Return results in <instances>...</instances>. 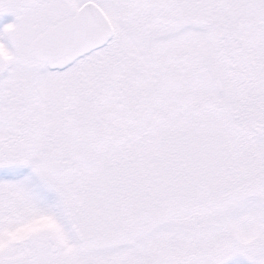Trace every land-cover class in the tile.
Returning <instances> with one entry per match:
<instances>
[{
  "label": "snow or ice",
  "instance_id": "1",
  "mask_svg": "<svg viewBox=\"0 0 264 264\" xmlns=\"http://www.w3.org/2000/svg\"><path fill=\"white\" fill-rule=\"evenodd\" d=\"M0 264H264V0H0Z\"/></svg>",
  "mask_w": 264,
  "mask_h": 264
}]
</instances>
